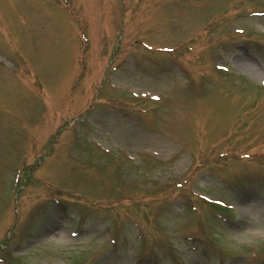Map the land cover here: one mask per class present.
Returning a JSON list of instances; mask_svg holds the SVG:
<instances>
[{"label":"rangeland","instance_id":"rangeland-1","mask_svg":"<svg viewBox=\"0 0 264 264\" xmlns=\"http://www.w3.org/2000/svg\"><path fill=\"white\" fill-rule=\"evenodd\" d=\"M255 14L264 0H0V264H263Z\"/></svg>","mask_w":264,"mask_h":264},{"label":"bare ground","instance_id":"bare-ground-1","mask_svg":"<svg viewBox=\"0 0 264 264\" xmlns=\"http://www.w3.org/2000/svg\"><path fill=\"white\" fill-rule=\"evenodd\" d=\"M242 57H238V59L235 61V64L238 68L240 69H244L246 71H248V75L250 76H254L256 74L259 75L258 70L256 67H254V63L250 60V58H243Z\"/></svg>","mask_w":264,"mask_h":264}]
</instances>
